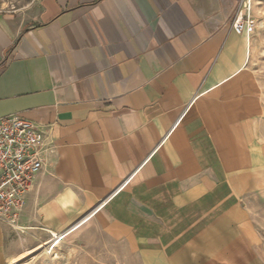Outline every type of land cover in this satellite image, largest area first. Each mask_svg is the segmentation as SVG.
Returning <instances> with one entry per match:
<instances>
[{
  "label": "crops",
  "instance_id": "crops-1",
  "mask_svg": "<svg viewBox=\"0 0 264 264\" xmlns=\"http://www.w3.org/2000/svg\"><path fill=\"white\" fill-rule=\"evenodd\" d=\"M243 0H36L0 11V117L46 131L0 264L95 223L144 264H262L264 110ZM19 256V257H18Z\"/></svg>",
  "mask_w": 264,
  "mask_h": 264
},
{
  "label": "rangeland",
  "instance_id": "rangeland-1",
  "mask_svg": "<svg viewBox=\"0 0 264 264\" xmlns=\"http://www.w3.org/2000/svg\"><path fill=\"white\" fill-rule=\"evenodd\" d=\"M35 3L36 0H0V11L25 25L34 15ZM241 10L251 24L246 71L264 110V0H243ZM247 204L260 236L264 264V193L249 198ZM44 237L43 243L31 252L5 264H144L139 255L112 240L95 223H86L68 235L59 234L57 239L51 234Z\"/></svg>",
  "mask_w": 264,
  "mask_h": 264
},
{
  "label": "built area",
  "instance_id": "built-area-1",
  "mask_svg": "<svg viewBox=\"0 0 264 264\" xmlns=\"http://www.w3.org/2000/svg\"><path fill=\"white\" fill-rule=\"evenodd\" d=\"M241 11L240 7L232 26L237 33H248L251 24ZM45 135L40 124L18 114L0 117V222L12 228L34 177L44 167Z\"/></svg>",
  "mask_w": 264,
  "mask_h": 264
},
{
  "label": "bare ground",
  "instance_id": "bare-ground-1",
  "mask_svg": "<svg viewBox=\"0 0 264 264\" xmlns=\"http://www.w3.org/2000/svg\"><path fill=\"white\" fill-rule=\"evenodd\" d=\"M53 236H54L55 239H57V238L59 237V235H55V234H53ZM29 252H31V251H29ZM18 257H19V256H18ZM16 259H17V258H16ZM16 259L12 260V262H15Z\"/></svg>",
  "mask_w": 264,
  "mask_h": 264
}]
</instances>
